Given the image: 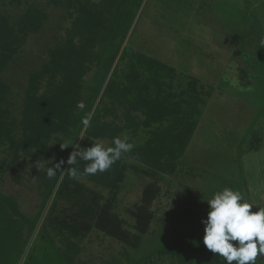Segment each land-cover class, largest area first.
Instances as JSON below:
<instances>
[{
  "label": "trees",
  "instance_id": "16d2710c",
  "mask_svg": "<svg viewBox=\"0 0 264 264\" xmlns=\"http://www.w3.org/2000/svg\"><path fill=\"white\" fill-rule=\"evenodd\" d=\"M143 2L47 0L49 6L65 9L71 25L47 51L45 63L29 73L18 121L11 117L7 104L10 87L0 78V148L4 154L7 152L0 160V173L6 164L17 181L31 169L42 195L39 210L34 216H27L14 197L0 190V264H19L52 195L23 264H77L79 243L92 230L131 248H138L143 236L150 232L156 218L153 206L161 195L162 183L166 176L177 172L197 129L203 102L197 80L187 76L185 85L183 81L174 85L178 75L183 77L182 72L155 57L133 52L124 44ZM44 19L35 7L27 8L13 24L0 13V77L27 36L39 32ZM90 72L92 79L85 82ZM176 88L180 90L175 91ZM82 99L84 107L80 108ZM120 113L124 118L122 125L106 120L118 118ZM140 129L147 136L143 143L134 144L125 153L126 158L121 155L107 171L83 175L86 162L73 165L79 170L78 175L103 185L108 190L106 196L67 172L72 167L67 159L73 151L98 144L96 140H108L114 147V138L124 132L130 135L127 142L133 144ZM52 140L55 143L51 147ZM62 144L68 148L62 149ZM61 161L64 163L49 178L47 169L55 168ZM130 171L149 180L139 200L127 209L132 219L128 225L114 208ZM240 187L225 188L238 190L242 196ZM248 200L244 195L241 203ZM207 216L196 217L201 222L175 233L145 257L128 264H153L154 256L169 257L168 264H226L203 244L202 221ZM231 243L235 246L238 241ZM261 261L258 259L257 264Z\"/></svg>",
  "mask_w": 264,
  "mask_h": 264
},
{
  "label": "rangeland",
  "instance_id": "374dc122",
  "mask_svg": "<svg viewBox=\"0 0 264 264\" xmlns=\"http://www.w3.org/2000/svg\"><path fill=\"white\" fill-rule=\"evenodd\" d=\"M11 1L0 0V13L10 24L21 19L29 7L45 16L39 32L27 36L1 73V80L10 87L7 104L11 117L18 121L29 73L45 63L47 51L65 36L71 21L65 9L49 6L47 0ZM124 44L182 72L174 85L180 81L185 85L187 76L197 80L202 115L177 172L162 183L153 206L156 218L141 245L131 248L92 230L79 243L77 264H128L145 257L175 233L201 222L197 218L208 214L207 202L226 185L241 186L242 196L249 197L247 203L253 210L264 208V0H144ZM92 75L90 72L84 81L89 82ZM106 120L124 123L121 113ZM127 133L119 138L125 140L130 136ZM146 137L140 129L133 145L142 144ZM96 142L111 147L108 140ZM54 143L50 141V146ZM3 150L0 148V160L7 155ZM122 156L126 158L125 153ZM4 168L0 190L14 197L24 214L34 216L42 203L37 177L29 169L15 181L13 170L6 164ZM74 179L104 196L108 192L83 175ZM148 180L130 171L121 185L114 211L128 225L132 219L127 209L139 200ZM152 259L153 264L170 261L169 257Z\"/></svg>",
  "mask_w": 264,
  "mask_h": 264
},
{
  "label": "clouds",
  "instance_id": "9594fccd",
  "mask_svg": "<svg viewBox=\"0 0 264 264\" xmlns=\"http://www.w3.org/2000/svg\"><path fill=\"white\" fill-rule=\"evenodd\" d=\"M78 107L83 108V103ZM113 144L114 147L105 148L98 143L73 151L67 159V164L72 166L67 172L71 177H77L79 170L73 165L82 160L86 162L83 175L103 173L121 158L122 153L130 152L134 147L126 139L118 137L114 138ZM60 146L62 149L68 148L66 144ZM63 163L56 164L55 168L49 167L48 177L54 176ZM241 200L238 191L225 188L207 202V220L202 221L205 225L203 244L207 250L222 257L226 264H257V260L264 257V208L252 212V205L241 203ZM233 241H238V244L234 246ZM260 264H264V261Z\"/></svg>",
  "mask_w": 264,
  "mask_h": 264
},
{
  "label": "water",
  "instance_id": "95a60500",
  "mask_svg": "<svg viewBox=\"0 0 264 264\" xmlns=\"http://www.w3.org/2000/svg\"><path fill=\"white\" fill-rule=\"evenodd\" d=\"M52 199H53V195L50 197V199H49V201H48V203H47V205H46V207H45V209H44V211H43V213H42V215H41V217H40V219H39V221H38V223H37V226H36V228H35V230H34V232H33V235H32V237H31V239H30V241H29V243H28V245H27V247H26V249H25V251H24V254H23V256H22V258H21L19 264H23V262H24V260H25V257H26V255H27V253H28V250H29V248H30V246H31V244H32V242H33V240H34V238H35V236H36V234H37V232H38V230H39L41 224H42L43 219H44L45 216H46V213H47V211H48V209H49V206H50V204H51V202H52ZM263 259H264V257H261V258H260V261L263 260Z\"/></svg>",
  "mask_w": 264,
  "mask_h": 264
}]
</instances>
